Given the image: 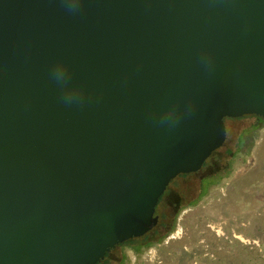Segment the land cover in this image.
<instances>
[{
    "label": "water",
    "instance_id": "1",
    "mask_svg": "<svg viewBox=\"0 0 264 264\" xmlns=\"http://www.w3.org/2000/svg\"><path fill=\"white\" fill-rule=\"evenodd\" d=\"M244 115L264 118V0H0V264L144 236Z\"/></svg>",
    "mask_w": 264,
    "mask_h": 264
},
{
    "label": "rangeland",
    "instance_id": "2",
    "mask_svg": "<svg viewBox=\"0 0 264 264\" xmlns=\"http://www.w3.org/2000/svg\"><path fill=\"white\" fill-rule=\"evenodd\" d=\"M255 121L254 115L227 121L228 139L209 167L223 172L230 164L229 176L197 201L206 173L179 177L165 202L179 196L188 205L160 233H151L139 251L130 243L118 245L101 264H264V123L247 133L232 159L228 155L241 130Z\"/></svg>",
    "mask_w": 264,
    "mask_h": 264
},
{
    "label": "trees",
    "instance_id": "3",
    "mask_svg": "<svg viewBox=\"0 0 264 264\" xmlns=\"http://www.w3.org/2000/svg\"><path fill=\"white\" fill-rule=\"evenodd\" d=\"M244 116H248V115H244ZM254 116L256 118L255 123L251 127L249 126V127H246V128L241 130V132L239 134V143L237 144V147L235 149L231 148L228 151V155H229L230 159H232V156L235 155L237 153V151L242 148L244 142L247 140V133L251 129L257 128L262 123H264V118L257 116V115H254ZM238 118H241V117H238ZM229 119H231V118H226V124H227V121ZM228 131H229V129H228ZM227 139H228V135H227ZM214 154H212V156L205 162V164L201 170H199L197 172H193V173L181 174L170 182L169 186L167 187V190L160 196L159 202H158L157 207H156V214L159 216V223L156 227H154L152 230H150L148 233H146L142 237L129 239L128 241L120 243L119 245H124L126 243H130V244H132V247L134 250L139 251L141 249V247L143 245H145V243H147V238L149 237V235L151 233H160L159 230H161L162 227H164V228L167 227V224L175 219V217L180 212V210L188 205L187 203H182L183 198L179 197V196L171 198L170 204L165 202V196L167 195V192L169 191L170 187L173 184H176L179 177H185L186 178V177H189L192 175H198L201 173H206L205 175L203 174L204 176L201 179V184H200L199 189H198L199 195L195 199V201H197L202 195H204L207 192V190L211 184L220 181L223 177L229 176L231 174L230 164H228V166H226L224 168L223 172H221V170H219V169L214 170V168L209 167L210 160L212 159ZM213 171H215V172H213ZM190 204H192V202ZM167 232H170L169 227L167 228ZM108 257H109V254L107 253L106 257L96 264H101Z\"/></svg>",
    "mask_w": 264,
    "mask_h": 264
},
{
    "label": "clouds",
    "instance_id": "4",
    "mask_svg": "<svg viewBox=\"0 0 264 264\" xmlns=\"http://www.w3.org/2000/svg\"><path fill=\"white\" fill-rule=\"evenodd\" d=\"M77 2L78 0H67V3L69 4V6H75Z\"/></svg>",
    "mask_w": 264,
    "mask_h": 264
},
{
    "label": "flooded vegetation",
    "instance_id": "5",
    "mask_svg": "<svg viewBox=\"0 0 264 264\" xmlns=\"http://www.w3.org/2000/svg\"><path fill=\"white\" fill-rule=\"evenodd\" d=\"M106 257V256H105ZM103 260V259H102Z\"/></svg>",
    "mask_w": 264,
    "mask_h": 264
}]
</instances>
